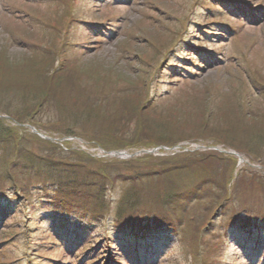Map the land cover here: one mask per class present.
Segmentation results:
<instances>
[{
  "label": "rangeland",
  "instance_id": "374dc122",
  "mask_svg": "<svg viewBox=\"0 0 264 264\" xmlns=\"http://www.w3.org/2000/svg\"><path fill=\"white\" fill-rule=\"evenodd\" d=\"M0 118V264H264V0H0ZM142 119L168 150L92 158ZM31 158L52 170L29 187ZM101 166L104 189L71 198L93 213L48 211L60 177ZM169 189L181 205L159 202Z\"/></svg>",
  "mask_w": 264,
  "mask_h": 264
},
{
  "label": "trees",
  "instance_id": "16d2710c",
  "mask_svg": "<svg viewBox=\"0 0 264 264\" xmlns=\"http://www.w3.org/2000/svg\"><path fill=\"white\" fill-rule=\"evenodd\" d=\"M49 77L50 78H48V79H47V77H44L42 79V82H40L41 86H39V90H42L43 92H45V94H50V93L54 94L55 93L54 87L57 88V86H59L60 81H62V79H64V78H61L60 75H56V74H53L52 76H49ZM55 82L57 83L56 85H54ZM96 102H97V100H96ZM0 123H1V119H0ZM141 123H142V127H141L140 131L137 134H135V137L130 138L129 141L121 140L120 142L116 143V145L114 147H109V148L147 147V146L155 145L156 142L160 141L159 139H156L158 141H155V143H152L154 140L148 141V139L147 140L143 139V138H148V137L146 135L145 136L141 135L142 132H144L145 134H149L143 130V125L145 126V128H146V125L149 128L151 127V125H148L146 123L145 119H142ZM118 127L116 129H120ZM127 133H128L127 131H122V132L118 131V130L115 131V134H117L120 138H124ZM217 139H219V138H217ZM0 140L5 142L6 145H8L10 143L8 138L6 137V135L0 136ZM166 142H168V141L158 142V143H166ZM158 143H156V144H158ZM249 145H251V144H249ZM246 147H245V149H246ZM17 152H20V150H15V154ZM42 159L43 158H41V160ZM45 159L46 160L44 161L43 167H40L41 169L38 166H35L36 160L33 161L32 158L30 159V161H28L27 164L23 163L24 165H28L29 170H30L29 173L27 172L28 177H30V180L27 184V185H29V187H31L34 184V181H35L34 178L36 177L37 171H39V173H40L42 169H45V167H47L48 169L50 168V166H51L50 162H52V161H50V159H47V158H45ZM14 163L16 164L17 160L14 159ZM178 169L180 170L181 168H178ZM50 170H52V169L50 168ZM106 170H107L106 166H101L97 176L96 175H94V177L91 176V179L88 180L89 182L85 183V184L80 183V182H75V183L74 182H65V180H63L60 177L59 182L61 180V184L56 182V186L48 188L47 194L52 195V197H50L51 200L50 199L48 200L51 203L50 205H48V207L51 209H55V210L59 209L61 211H66V212H70V213L71 212L73 213V211L80 212L82 214L87 213V212L93 213V209L88 210L87 208H85L81 211V208L78 206L77 202L71 198H73V196L75 194H77L76 192H74V189H77V188L81 189V188H90L91 187L92 190L95 189L96 192H99V188L104 189V183L106 181V172H108ZM180 171H182V170H180ZM165 174H167V172ZM7 175H9V174L7 173ZM45 176H47V178L49 177L48 179H51L50 177H52V175H50V174L48 175L47 173ZM116 176L120 177L121 179H124L125 177H127V180L132 179L130 176L121 175L119 173H116ZM80 181H81V179H80ZM66 189H68V190H66ZM6 192L10 193L9 198L14 202V198H15L14 196L15 195L17 196L16 193H24V190H22L16 186H12V187H10V189L6 190ZM53 196H55V197H53ZM2 198H4V197H2ZM103 200H104L103 196L95 197V201L98 202L100 206H101L100 202H103ZM40 201H43V200H40ZM173 201H175L174 205H181L183 203V198H180L179 193L176 190H170L169 189L166 192L162 193L161 201H159V202H161L164 205V204H168V202H173ZM1 204L2 203L0 202V205ZM13 206H16L15 203H13L11 205V208H13ZM94 207L96 208V206H94ZM98 208H100V207H98ZM167 218L172 220V216H167ZM161 219L163 222H165V221L167 222L166 217H162ZM248 219H249V217H248ZM162 221L161 222L157 221L156 223L159 224L160 226H163L164 227L163 229H167L169 224L168 223L162 224ZM172 222H173V220H172ZM244 223H245V221L243 222L242 226H244ZM117 224H120V223L117 222ZM175 224L173 222L171 225L175 226ZM176 225H178V224H176ZM161 231H162V229L161 230H155L153 232L156 233V232H161ZM247 231L250 232L249 230H247ZM90 248H91V246H90ZM94 250H95V247H94Z\"/></svg>",
  "mask_w": 264,
  "mask_h": 264
}]
</instances>
